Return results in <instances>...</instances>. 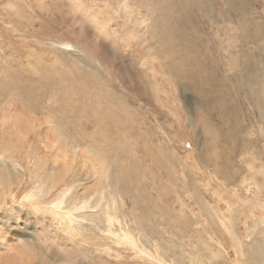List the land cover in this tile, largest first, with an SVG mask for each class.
Listing matches in <instances>:
<instances>
[{"label":"rangeland","instance_id":"1","mask_svg":"<svg viewBox=\"0 0 264 264\" xmlns=\"http://www.w3.org/2000/svg\"><path fill=\"white\" fill-rule=\"evenodd\" d=\"M0 264H264V0H0Z\"/></svg>","mask_w":264,"mask_h":264},{"label":"bare ground","instance_id":"2","mask_svg":"<svg viewBox=\"0 0 264 264\" xmlns=\"http://www.w3.org/2000/svg\"><path fill=\"white\" fill-rule=\"evenodd\" d=\"M56 139V138H55Z\"/></svg>","mask_w":264,"mask_h":264}]
</instances>
